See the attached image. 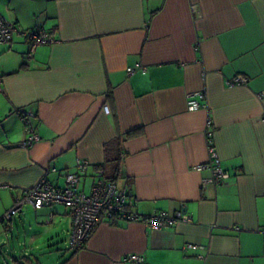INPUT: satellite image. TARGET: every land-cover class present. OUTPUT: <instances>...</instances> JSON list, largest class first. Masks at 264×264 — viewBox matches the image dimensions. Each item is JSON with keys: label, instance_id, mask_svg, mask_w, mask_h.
<instances>
[{"label": "crops", "instance_id": "crops-1", "mask_svg": "<svg viewBox=\"0 0 264 264\" xmlns=\"http://www.w3.org/2000/svg\"><path fill=\"white\" fill-rule=\"evenodd\" d=\"M0 14L54 39L29 59L19 34L0 44V219L41 179L62 187L77 160L89 162L85 192L101 170L131 190L134 213L191 218L160 231L101 221L73 252L63 206H26L0 227L1 258L264 264V0H0ZM138 65L146 71L128 76ZM237 76L248 83L229 86ZM196 92L205 107L190 112ZM22 110L35 114L40 138L28 149ZM207 130L229 174L218 187L192 169L207 161Z\"/></svg>", "mask_w": 264, "mask_h": 264}, {"label": "built area", "instance_id": "built-area-1", "mask_svg": "<svg viewBox=\"0 0 264 264\" xmlns=\"http://www.w3.org/2000/svg\"><path fill=\"white\" fill-rule=\"evenodd\" d=\"M14 34H19L27 42L26 57L28 59L32 58L39 46L54 42L52 36L45 29L23 30L0 14V44L11 43ZM137 71L145 72L146 69L140 65L126 69L128 76L135 74ZM247 83V78L237 76L228 84L229 86H237ZM1 87L2 75L0 74V92ZM202 99L203 94L201 92L188 94L186 98L187 110L193 112L204 108L205 106L200 103ZM19 116L25 128V138L20 147L28 149L40 140L34 124L36 116L33 112L27 110H22ZM204 137L208 156L207 161L194 166L192 169L197 172H208L209 176L202 181L204 186L206 184L215 187L224 185L229 178V174L221 166L213 141V132L207 130ZM88 167L89 162L77 160L76 170L65 176L62 187L53 186L41 179L35 186L25 190L21 197L16 199L13 205L2 215L0 227L12 223L23 213L26 206H31L34 209L43 207L51 209L55 205H61L67 210L70 217L66 248L69 251L77 252L85 247L96 226L101 221L140 222L153 231L173 227L179 222L191 221V218L181 211H175L173 214L162 210H154L145 215L134 213L131 210L133 205L131 190L128 187H119L114 181L106 179L101 170L96 172L89 191L85 192L84 189L78 187V183L80 178L85 176ZM52 216L53 214L50 212L48 222H51ZM186 248L202 249L200 246L190 244ZM123 262L125 264H145V259L142 255L131 254L126 255Z\"/></svg>", "mask_w": 264, "mask_h": 264}, {"label": "rangeland", "instance_id": "rangeland-1", "mask_svg": "<svg viewBox=\"0 0 264 264\" xmlns=\"http://www.w3.org/2000/svg\"><path fill=\"white\" fill-rule=\"evenodd\" d=\"M2 257H3V258L0 257V264H12L11 261H10V260H11V259H10L11 254H10L8 257H5V256H3V255H2ZM12 257L17 259L19 256H12ZM8 258H9V259H8ZM3 260H4V262H3Z\"/></svg>", "mask_w": 264, "mask_h": 264}, {"label": "trees", "instance_id": "trees-1", "mask_svg": "<svg viewBox=\"0 0 264 264\" xmlns=\"http://www.w3.org/2000/svg\"><path fill=\"white\" fill-rule=\"evenodd\" d=\"M118 170H115V172H117Z\"/></svg>", "mask_w": 264, "mask_h": 264}]
</instances>
